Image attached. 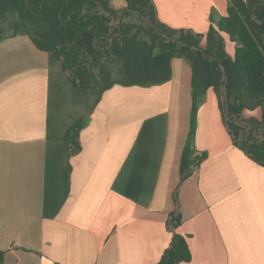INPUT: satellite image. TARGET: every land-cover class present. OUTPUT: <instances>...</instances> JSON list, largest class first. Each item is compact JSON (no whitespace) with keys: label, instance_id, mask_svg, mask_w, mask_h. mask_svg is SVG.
Returning <instances> with one entry per match:
<instances>
[{"label":"crops","instance_id":"1","mask_svg":"<svg viewBox=\"0 0 264 264\" xmlns=\"http://www.w3.org/2000/svg\"><path fill=\"white\" fill-rule=\"evenodd\" d=\"M153 2L162 22L202 34L203 45L212 14L218 21L229 5ZM226 49L234 56L227 39ZM192 78L191 64L176 57L163 83L83 90L55 50L38 49L26 34L2 39L3 264L157 263L171 241L167 219L190 131ZM197 121L195 146L208 156L179 189V232L192 255L181 264H264V167L233 144L212 88ZM79 124L81 150L70 154Z\"/></svg>","mask_w":264,"mask_h":264},{"label":"trees","instance_id":"2","mask_svg":"<svg viewBox=\"0 0 264 264\" xmlns=\"http://www.w3.org/2000/svg\"><path fill=\"white\" fill-rule=\"evenodd\" d=\"M117 9L113 0H0V41L26 34L43 51L55 50L71 82L83 90L104 91L114 84H160L171 77L173 58L192 66L190 131L180 161V183L174 192L175 209L167 229L171 241L155 264H181L192 258L187 235L179 232L183 215L179 189L207 158L195 146L197 113L209 88L214 89L224 124L235 146L264 167V1L229 0L227 15L211 17L206 34L173 28L162 22L153 0H125ZM137 16L140 24L128 21ZM46 27L31 31L27 23ZM9 26L12 32L6 34ZM226 36L236 43L234 56L226 49ZM119 65L115 77L111 66ZM240 84L248 102L231 99ZM261 109L259 116L245 110ZM82 125L72 129L70 154L81 150ZM5 252L0 251V264Z\"/></svg>","mask_w":264,"mask_h":264},{"label":"rangeland","instance_id":"3","mask_svg":"<svg viewBox=\"0 0 264 264\" xmlns=\"http://www.w3.org/2000/svg\"><path fill=\"white\" fill-rule=\"evenodd\" d=\"M128 21H134L135 23H138V24L141 23L139 18L137 16H134V15L130 19H128ZM26 26L28 27L27 29L31 30V31H42V32H44V30H46V27L41 28L38 25H36L34 23L32 24L30 22L27 23ZM11 32H12V29L9 26H7L5 33L9 34ZM226 39H227V41H230L231 44L236 48V46H237L236 43L232 42L229 38H226ZM227 52H228V50H227ZM230 56L233 57V55H230ZM118 67H119V65H115V64L113 66H111V69H112L113 74L115 75V77H121V74L118 73ZM230 95H231V99L232 100L237 98V99H239V100H241L243 102H246V103L248 102V100L246 99V95H245L244 89L239 83L233 88V90H232ZM259 109L260 108H255L254 109V112L257 114V116H259L261 114V112H259ZM256 114H254V115L256 116ZM197 127H198V121H197V124H196V130H197Z\"/></svg>","mask_w":264,"mask_h":264}]
</instances>
